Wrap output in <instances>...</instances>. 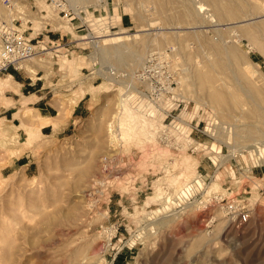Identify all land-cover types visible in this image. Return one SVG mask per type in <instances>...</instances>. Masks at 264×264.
Masks as SVG:
<instances>
[{
	"label": "rangeland",
	"instance_id": "1",
	"mask_svg": "<svg viewBox=\"0 0 264 264\" xmlns=\"http://www.w3.org/2000/svg\"><path fill=\"white\" fill-rule=\"evenodd\" d=\"M56 1L0 3L36 45L22 70L56 72L57 107L44 136L0 120V264H264V55L244 34L264 38V0H225L236 16L181 25L186 0H61L67 17ZM111 36L123 38L99 44L103 59L88 41ZM221 45L262 76L239 59L219 66Z\"/></svg>",
	"mask_w": 264,
	"mask_h": 264
},
{
	"label": "bare ground",
	"instance_id": "2",
	"mask_svg": "<svg viewBox=\"0 0 264 264\" xmlns=\"http://www.w3.org/2000/svg\"><path fill=\"white\" fill-rule=\"evenodd\" d=\"M61 0H58L56 1V4H55V7L60 10L62 7L64 8V4L62 2H60V6H58V3ZM69 2V0H67ZM71 2H73V6L75 4V2L77 3L78 0H70ZM96 1V0H94ZM93 1V2H94ZM99 2V0H97ZM223 1L225 0H191L190 2H192V7L193 8H189V5L191 4H188V0H186V3H185V11L182 12V14L177 17L176 21H174V23H177V24H184V23H189V22H192L193 20H197L196 22L198 21H202V22H208V23H215V24H219V22L223 19H226L227 17H232L233 15H235L233 13H230V12H227L225 10H221L222 8V3ZM228 1V0H226ZM225 1V2H226ZM231 1H234L235 0H231ZM80 2V0H79ZM92 1L89 2V5L90 3H93ZM180 2V1H179ZM182 2V1H181ZM184 2V0H183ZM182 2V3H183ZM230 2V1H229ZM237 2V1H236ZM1 3V2H0ZM14 3H15V0H14ZM70 3V2H69ZM97 3V2H96ZM231 3V2H230ZM2 4V3H1ZM72 4V3H71ZM167 4V3H166ZM169 4V3H168ZM223 4H226V3H223ZM3 5V4H2ZM82 5V4H81ZM84 5V4H83ZM87 5V3H86ZM176 5V4H175ZM182 5V4H181ZM227 5V4H226ZM4 6V5H3ZM13 6V5H12ZM95 6V5H94ZM179 6V4H178ZM177 6V7H178ZM183 6V5H182ZM181 6V7H182ZM180 7V6H179ZM212 7L213 10L216 11V14L218 13L217 17H215V11L212 12V9H210ZM72 8V7H71ZM84 8V7H83ZM184 8V6H183ZM69 9V8H68ZM168 9V8H166ZM227 9V8H226ZM79 8H74V11L78 14L79 13ZM181 10V9H180ZM222 11H225V13H223ZM68 12V11H67ZM74 12V13H75ZM178 12V10L176 11ZM179 13V12H178ZM176 14V13H175ZM236 16V15H235ZM234 16V17H235ZM190 17V18H189ZM223 17V18H222ZM11 18V17H10ZM167 18V17H166ZM218 18V19H217ZM199 19V20H198ZM168 20V19H167ZM0 22H3V23H11V22H7V21H2L0 20ZM199 22V23H200ZM15 25V24H14ZM257 28V27H256ZM258 30V29H257ZM260 30H258L259 32ZM254 33V32H244V34L246 35V37L248 38L249 40V43L252 45V48H254L255 50H258L259 52H261L263 55H264V38L261 37L259 33ZM220 35V34H219ZM129 36V35H127ZM200 37V36H199ZM205 37V36H204ZM90 38V36L88 37ZM121 36H111V37H107V38H104V39H100V40H97V39H93V40H89L88 42H91V44L96 47V49L98 50V52L101 53V56L103 55L104 57L105 56H109L110 55V52L108 49H105L103 48H100L99 47V44H105L106 42H118V41H121ZM147 40V39H146ZM222 40V39H221ZM101 41V42H100ZM208 42V41H207ZM210 42H212L210 40ZM223 42V41H222ZM143 43V42H142ZM119 45V44H118ZM182 45V44H181ZM215 45V44H214ZM113 46V45H112ZM107 47V46H105ZM184 47V46H183ZM35 48H36V45H35ZM128 47L124 44L123 45V42L122 44H120L119 46H116L115 48L113 47V50H112V54L115 58V60L117 62H122L125 60V54L128 52ZM181 48V46H180ZM251 48V47H250ZM95 50V49H94ZM214 50L219 54L218 57L220 59L219 61V66H221L222 68H227L229 67L231 64L233 65V62L235 63V61L237 59L239 60H242L245 65H246V69H247V78L249 79H253V78H260L262 76L261 72H258L256 67L254 66V64L249 60V56L245 55V54H241L239 53V51L237 52V50L232 47V46H229V47H223V45L220 46H214ZM251 50V49H250ZM134 51V50H132ZM249 51V50H247ZM96 52V51H95ZM131 52V51H130ZM136 51H134L135 53ZM143 52V51H142ZM237 52V53H236ZM97 53V52H96ZM133 53V52H132ZM130 53V55L132 54ZM36 54V52L34 53V55ZM224 55V57L222 55ZM33 55V56H34ZM96 55V54H94ZM93 55V56H94ZM33 56H31L30 58H32ZM100 56V54H99ZM102 56V58H103ZM95 57V56H94ZM135 56L133 55L132 58H134ZM28 58V59H30ZM101 58V59H102ZM109 57H107L106 59H108ZM113 58V57H111ZM111 58L109 60H111ZM160 58V57H159ZM105 59V58H103ZM27 60V59H26ZM136 60V59H135ZM139 60V59H138ZM112 61V60H111ZM126 61V60H125ZM131 61V60H129ZM137 61V60H136ZM23 62V61H22ZM114 62V61H113ZM116 63V62H115ZM22 64V63H21ZM129 64V63H128ZM132 64V63H131ZM130 64V65H131ZM122 65V64H121ZM127 65V63H126ZM25 67H27L25 65ZM18 68H21V65L20 67ZM199 69V68H198ZM177 72V71H176ZM232 73V72H231ZM235 73V72H234ZM233 75V74H232ZM236 76V75H235ZM18 86V85H17ZM11 87V77L8 76L6 79H3V78H0V93L4 92L7 88ZM127 101H128V95L122 99V108H124L127 104ZM25 103V101H24ZM165 113V112H164ZM147 117V116H146ZM264 133V132H263ZM262 136L263 134L260 133ZM264 137V136H263ZM255 151V150H254ZM256 156L259 157V158H262L264 157V150L259 148V147H256ZM250 152H253V150H250ZM249 152V153H250ZM198 177V176H196ZM195 183L196 184H200V180L197 178V180H195ZM194 188V185L193 184H190V183H186L184 185V187H182L179 191H178V195L176 197H178V199L182 200L183 198L187 197L188 195H190L192 193V190ZM177 194V193H176Z\"/></svg>",
	"mask_w": 264,
	"mask_h": 264
},
{
	"label": "crops",
	"instance_id": "3",
	"mask_svg": "<svg viewBox=\"0 0 264 264\" xmlns=\"http://www.w3.org/2000/svg\"><path fill=\"white\" fill-rule=\"evenodd\" d=\"M0 74L5 76L0 78L11 77V87L7 88L3 94L0 93V115L3 114V116H0V120L2 119V122L10 120L12 125H7L10 128L15 127L16 131L20 133H25L27 128H30L37 136H44L54 131L55 117L51 110L57 109L53 98L56 72H35L34 74L33 72H26L22 68L9 67L7 71ZM84 97L78 100L73 107V111L80 107L79 105ZM24 101L25 103H23ZM1 103H8V105L5 106ZM24 107L33 111L34 119L29 118V123H27V119L19 120L18 124L15 125V120L17 121L18 118L16 114ZM82 107L86 108L85 105ZM7 114H9V118ZM57 125L59 126L60 123ZM27 156L28 154H25L20 158Z\"/></svg>",
	"mask_w": 264,
	"mask_h": 264
},
{
	"label": "built area",
	"instance_id": "4",
	"mask_svg": "<svg viewBox=\"0 0 264 264\" xmlns=\"http://www.w3.org/2000/svg\"><path fill=\"white\" fill-rule=\"evenodd\" d=\"M53 1L54 0H50L52 4ZM0 2L7 8H11L14 4V0H0ZM60 2L62 1L57 2L58 6H60ZM59 13L63 14L65 17L69 15V13L66 12V9L63 7L59 10ZM71 18L72 17H68L67 19ZM35 52L36 48L35 44L32 42V39L26 37L24 33L14 25L13 22H0V73L7 71L9 67H20L22 61L33 56ZM145 74H142V76ZM151 88L152 86H149V90L146 89L145 92L154 91L159 93L161 91V88ZM151 94L153 95V93ZM226 207L229 212H235V219L238 221V223H244L248 220V212L243 209H238L235 211V204L229 203Z\"/></svg>",
	"mask_w": 264,
	"mask_h": 264
}]
</instances>
